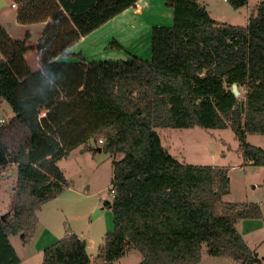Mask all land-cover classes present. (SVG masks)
<instances>
[{
  "label": "trees",
  "instance_id": "1",
  "mask_svg": "<svg viewBox=\"0 0 264 264\" xmlns=\"http://www.w3.org/2000/svg\"><path fill=\"white\" fill-rule=\"evenodd\" d=\"M12 1L19 23L49 22L34 47L29 32L14 38L0 24V100L15 114L0 124V168L16 164L18 174L0 215V264L20 262L8 236L34 232L38 211L68 184L58 162L90 139L124 154L105 203L114 228L94 263L86 240L69 231L44 249L43 264H109L132 247L138 264H198L204 243L213 255L262 264L237 226L262 218L260 204L224 201L229 168L180 162L157 129L231 127L243 156L264 166V149L246 141L264 133V0L246 26L216 20L199 0H166L173 23L153 27L151 59L75 62L56 58L140 0ZM248 1L227 0L236 9Z\"/></svg>",
  "mask_w": 264,
  "mask_h": 264
},
{
  "label": "rangeland",
  "instance_id": "2",
  "mask_svg": "<svg viewBox=\"0 0 264 264\" xmlns=\"http://www.w3.org/2000/svg\"><path fill=\"white\" fill-rule=\"evenodd\" d=\"M263 0H249L241 8H233L227 0H209L211 15L220 22L246 26L258 13ZM160 5V4H159ZM163 9V7H159ZM165 8V7H164ZM167 8V7H166ZM0 20L17 24L27 31L28 25H21L16 20V10L5 8L0 11ZM144 23H149L147 19ZM30 24V23H28ZM39 24L32 27L33 36L28 45H35L41 36ZM15 27V26H13ZM110 47H113L110 44ZM102 60H126V52L120 49L106 50ZM36 49L27 55L35 67ZM100 57V56H99ZM127 57V58H126ZM145 60V59H144ZM245 94V91L244 93ZM7 111L1 109L5 118L13 114L11 105L5 101ZM7 113V114H6ZM1 124V123H0ZM163 145L180 162L194 165H219L229 168L231 192L223 197L224 201L235 203H259L262 218L241 219L237 226L252 249L264 264V166L250 163L240 151V141L231 127L204 128H158ZM246 141L264 149V133L249 132ZM123 153L112 154L97 150V143L90 139L84 146L71 151L68 157L58 164L64 170L68 184L57 197L38 211V223L34 232L22 237L11 234L8 239L15 255L20 259L17 264H43L44 249L64 237L69 231L77 233L87 242V251L94 263L101 253L104 237L114 228V215L105 203L113 200L111 184L114 177V162L123 158ZM7 175H0L2 197L8 202V193L17 183V165L5 170ZM4 209V208H3ZM27 238L29 240L27 241ZM141 252L132 247L124 255L109 264H138L142 260ZM198 264H240L227 256L213 255L206 243L202 247V258Z\"/></svg>",
  "mask_w": 264,
  "mask_h": 264
},
{
  "label": "crops",
  "instance_id": "3",
  "mask_svg": "<svg viewBox=\"0 0 264 264\" xmlns=\"http://www.w3.org/2000/svg\"><path fill=\"white\" fill-rule=\"evenodd\" d=\"M5 1L8 4L2 6L0 8V11H2V9H5L6 7L9 9L16 10L17 7L12 6V4L14 3L12 0H5ZM199 2L203 4L207 9L210 8L209 0H199ZM158 5L160 8L163 7V9L162 8L159 9ZM145 19H147L149 23H144L143 20ZM16 20H17V11H16ZM48 22L49 21L21 24V25H28L27 27L29 28H27V31L25 30L20 31L23 29L21 28V26H17V24H13V23H6V21L0 20V24L7 29V31L12 37L24 38L26 34L29 32L30 33L29 39L33 36V31H32L33 26H35L36 24L41 25L40 32L42 35L45 26L48 24ZM172 23H173V9L167 6L166 0H140L136 4V7H131L126 9L116 17L112 18L107 23L103 24L98 29L94 30L92 33L81 37L76 43H74L67 49L66 54L59 55L56 58V60L67 61V62L79 61L80 58H84L86 61L102 60L100 59L101 56L102 58H104L106 55L105 54L106 52L104 51L112 50V49H120L125 51L126 56L128 58L134 55L142 59L149 60L152 58V54H153L152 51L153 27L157 25L170 26L172 25ZM18 29H20L19 32H21V34L14 35L13 32H16ZM28 40H27V44H28ZM112 41H116L121 46V48L110 47ZM36 45L37 44L29 45V46L34 47ZM28 53L29 51L25 55L28 63L30 64V66L34 71L38 70L41 67L39 61V54L38 56L34 57L35 67H33V65L29 62L27 58ZM4 104L5 101L0 100V115H4L1 113V109H3V111H7L5 107H3ZM14 115H15L14 112L11 116L7 114L8 117H13ZM15 165L16 164L9 166L10 169ZM9 167H7L6 169H8ZM4 174L7 175L8 172H4ZM15 185L12 186V190L8 193L7 203L2 197L3 193L1 192V185H0V215L8 211ZM65 235L66 233H64V236Z\"/></svg>",
  "mask_w": 264,
  "mask_h": 264
},
{
  "label": "built area",
  "instance_id": "4",
  "mask_svg": "<svg viewBox=\"0 0 264 264\" xmlns=\"http://www.w3.org/2000/svg\"><path fill=\"white\" fill-rule=\"evenodd\" d=\"M13 7H17L16 3L12 4ZM7 118H5V116H1L0 115V123H4L6 121ZM103 140L101 139L100 142H102ZM5 172V169H1L0 168V175H3ZM111 193L114 196L115 195V188L113 186H111Z\"/></svg>",
  "mask_w": 264,
  "mask_h": 264
},
{
  "label": "water",
  "instance_id": "5",
  "mask_svg": "<svg viewBox=\"0 0 264 264\" xmlns=\"http://www.w3.org/2000/svg\"><path fill=\"white\" fill-rule=\"evenodd\" d=\"M8 4L5 0H0V8L4 5ZM233 91L236 95L240 94V90L238 88V84H233ZM100 151H102V148H99ZM69 231H72L71 228H69ZM24 236V234H22V237Z\"/></svg>",
  "mask_w": 264,
  "mask_h": 264
}]
</instances>
